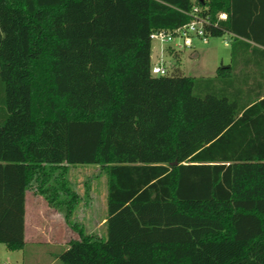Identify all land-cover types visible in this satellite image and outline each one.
Returning <instances> with one entry per match:
<instances>
[{
	"label": "trees",
	"instance_id": "16d2710c",
	"mask_svg": "<svg viewBox=\"0 0 264 264\" xmlns=\"http://www.w3.org/2000/svg\"><path fill=\"white\" fill-rule=\"evenodd\" d=\"M195 6L209 38L228 36L231 63L153 74L151 34L189 24ZM79 165L107 177L106 235L73 218ZM28 190L79 234L64 264H264V0H0L12 251L26 249Z\"/></svg>",
	"mask_w": 264,
	"mask_h": 264
},
{
	"label": "rangeland",
	"instance_id": "374dc122",
	"mask_svg": "<svg viewBox=\"0 0 264 264\" xmlns=\"http://www.w3.org/2000/svg\"><path fill=\"white\" fill-rule=\"evenodd\" d=\"M155 44L162 47L168 45L159 41ZM164 49L161 62L168 68L169 73L180 68L188 76L214 77L219 66L231 63V44L227 35L210 37L207 42L195 37L194 47L178 50V56ZM70 179L78 191L82 194L86 191L85 198L77 205L73 218L85 225L88 232L99 230L97 227L99 222L107 215L106 175L99 166L79 165L72 168ZM35 195V190H31L30 217L32 224H39L38 232L32 228L31 241L24 252H11L2 244L0 248L2 264H64L57 255L68 247L72 239L79 237L78 232L67 222L64 213L51 207L44 196L41 195L42 207L36 209L38 207L34 206ZM98 232L106 235V227Z\"/></svg>",
	"mask_w": 264,
	"mask_h": 264
},
{
	"label": "built area",
	"instance_id": "2783aa9c",
	"mask_svg": "<svg viewBox=\"0 0 264 264\" xmlns=\"http://www.w3.org/2000/svg\"><path fill=\"white\" fill-rule=\"evenodd\" d=\"M201 9L199 6H195L191 12L193 20L176 30L160 29L154 31L151 34V40L166 43L174 46L176 49H191L194 47V38L202 39L204 42L209 40L206 34V25L212 23L210 17H204L200 15ZM226 13L219 14V19H225ZM162 57H158L157 62L153 63L152 72L156 75H167L169 70L161 62Z\"/></svg>",
	"mask_w": 264,
	"mask_h": 264
},
{
	"label": "crops",
	"instance_id": "0c3cea01",
	"mask_svg": "<svg viewBox=\"0 0 264 264\" xmlns=\"http://www.w3.org/2000/svg\"><path fill=\"white\" fill-rule=\"evenodd\" d=\"M155 42L156 41L153 42V47H155V46L159 47V57H163V54H164V51H165L164 48H166L167 50H169L171 53L176 54L177 56L179 55V52H178L179 49H176L174 46H171V45H167L166 46V45H164V47H162L161 45H156V44L154 45ZM196 56H198V55H196ZM30 193H31V190H28L27 191V194H26V216H25V239H26V247L28 246V244L31 241L30 236H31L32 228H34V230L37 229V232H38V229H39V224L38 223L32 224V222H31V217H30V210H31ZM35 196L36 197L34 198V201H35L34 202V204H35L34 206L35 207H38L36 209H40V207H42V205H43L42 202H41V199H43V197L41 195H39V194H36ZM86 204L88 205L89 203L86 202ZM91 204H92V199H91ZM49 208H51V207L49 206ZM106 216L107 215H105L104 217H102L101 222H99V224L97 226L100 229L97 230V231H100L103 227H105ZM94 231H96V230H94ZM39 235L40 234L38 233V236ZM78 238H75V239H78ZM2 244H4V243H0V248H1V245ZM7 249H8V247H7ZM8 250L11 251V252H15V251H12L10 249H8ZM17 251H23L24 252V249L17 250ZM0 255H1V249H0Z\"/></svg>",
	"mask_w": 264,
	"mask_h": 264
},
{
	"label": "water",
	"instance_id": "95a60500",
	"mask_svg": "<svg viewBox=\"0 0 264 264\" xmlns=\"http://www.w3.org/2000/svg\"><path fill=\"white\" fill-rule=\"evenodd\" d=\"M158 57H159V47L155 46V47H153V52H152L153 63L157 62Z\"/></svg>",
	"mask_w": 264,
	"mask_h": 264
}]
</instances>
